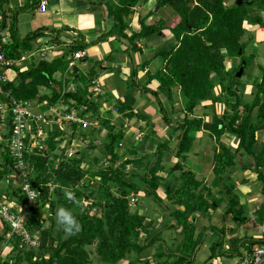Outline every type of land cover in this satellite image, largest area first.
<instances>
[{"label": "trees", "instance_id": "obj_1", "mask_svg": "<svg viewBox=\"0 0 264 264\" xmlns=\"http://www.w3.org/2000/svg\"><path fill=\"white\" fill-rule=\"evenodd\" d=\"M150 1L153 0H119L117 5L108 3L107 8L114 21V26L107 34L100 36L96 42L89 45L103 42L110 36H118L129 40L135 48V41L161 31L162 22L150 26L146 24L147 17L153 15L151 10L146 19L140 21V28L137 31H131L132 34L126 33L128 30L126 18L131 15L132 9L140 3L147 4ZM9 2L10 0H0L1 53L8 59L20 61L23 56L33 57V52L38 50L34 42L44 37L45 33L43 29H39L21 39L15 28V22L9 19L12 17L8 14V11L12 10L8 8ZM237 2L238 0H235L228 5L225 0L155 1V6L172 8L180 18V24L169 29L176 44L170 50L159 53L163 59V65L158 72L148 75V83L150 85L151 81H158L160 92L169 99L173 98L174 90L180 91L185 117L182 125L180 124L183 131L178 136L179 145L176 157L186 159L193 150L194 142L200 133L209 134L210 139L219 145L214 149L212 160L214 181L219 188V195L215 198L211 195L210 189L208 190L205 186L204 181L198 180L195 173L185 171L181 162H177L172 167H167L162 163L160 153L164 149H169L166 144H158V157L156 156L155 163L147 161L145 157L132 160L126 158L124 154L118 153L125 137L124 125L113 123L110 111H107L102 117L103 102H109L104 99L110 97L105 95L96 100L93 99L89 89L95 79L94 75L88 80L79 72L72 71L69 78L65 77L64 80L55 78L57 72L68 73L69 65L74 61V55L78 50L84 51L87 45L84 46L82 42L77 43L65 50L60 57L51 61L44 59L39 63H32L28 69L14 67L16 76L5 89L10 91L15 99L25 103L38 100L41 104L47 103L52 107L64 102L67 105V110L71 108L73 111H81V113L84 110L88 112L92 120L99 123V132H107L106 153L110 155L113 164L117 162L119 164L115 170L100 173L103 183L108 184L114 181L122 186L128 195L132 192H144L145 196L152 198L158 207H163L166 211L165 220L167 221L159 222L160 231L151 235L152 237L141 245L135 237L139 236L140 229H144V222L153 220H149V217L140 213L129 215L130 213H127L126 210L123 208L120 210L114 205L116 216L113 220H108L107 229H104V225L100 222L96 231H92L89 229L92 228V222L81 219L78 214H75L74 217L78 223L82 224V230L75 231L74 235H69L63 229L53 238L51 236L52 228L55 229V227L45 229L39 210L43 206L42 199L44 200L51 191L49 159L45 153L34 149L26 157L27 168L31 183L41 195L37 200V205L27 209L26 228L31 234L39 236L40 245L38 248L27 250L24 247L20 248L18 240L14 243L13 264H21L24 260H27L29 264H90V254L86 247L93 245L95 240L98 241L97 253L108 264H118L125 259H128L131 264L137 262L150 264L153 260H157L158 264H192V257L198 252L196 249L201 244L195 223L197 217L216 211L219 202L222 201L227 202L225 215H232L239 224H244L253 217L258 226L264 227V143L260 151L255 150L258 133L264 131V66L259 67L260 75L251 84L250 95L246 94V88L250 83L244 82L249 67L245 53L255 41L252 33H249L245 28V23L248 22L252 27L264 28V0H246L240 6ZM39 3L40 0H32L31 5L35 6ZM20 8V10H28L29 5ZM248 34V39L244 41L243 39ZM255 57L256 52H251L249 56L251 63ZM237 58H241L239 68H229L227 62ZM243 64H245L244 74L237 77ZM137 73L138 69L134 67L131 77L134 83ZM69 80L77 85L73 92L67 91L65 88ZM133 86L136 85L133 84L131 87ZM42 88L46 92L40 94ZM147 88L157 99L163 120L170 124L158 91H154L150 87ZM251 96L252 101H249ZM207 102H210L211 105L204 106L203 103ZM116 108L124 119L135 117L133 103L130 98L128 99V96L123 103H118ZM198 110L202 111L201 114L197 113ZM207 117L209 121L205 120ZM69 125L74 130L78 124L70 123ZM92 127L87 129L81 127L80 130L83 134L80 137L84 140L90 138L94 131ZM7 130L0 141V149H2L0 155L1 182L8 181L11 175L18 176L19 174L10 153L8 144L10 130ZM224 136L233 139L237 146L221 143ZM55 142V139L50 140V148L53 150L56 149L57 143ZM134 150L133 155L138 154V149L134 147ZM240 155L247 159L250 157L254 159V167H247L245 171L248 170L256 175L261 197L257 208L251 212L248 211L250 214H245L247 208L245 210L246 204L239 189L246 181H241V183L233 176L237 174L239 168L241 169ZM82 164V159L62 161L54 169L55 175L68 186H76L85 176L86 171L82 169ZM128 165L135 166L134 170L126 172L125 168ZM178 171H181L180 177L173 178L171 183L166 185L167 178ZM161 186H166L165 195L160 194ZM19 191H22L21 185L13 195H19ZM67 193L72 194L73 191L60 184L56 185L53 194H57L59 198L57 202L54 200L51 203L52 215L59 207L70 211L77 207V200H73L69 204ZM75 195L78 199L82 198L81 193H75ZM164 198L170 204L167 205ZM23 199L27 204L26 198L23 197ZM139 210L141 208H138ZM168 221L172 223L169 224ZM3 223L5 233L2 240L9 230L8 225L4 221ZM166 228H173L182 234L183 241L177 246L178 248L176 247L177 254H167L166 246L161 251L157 249V244L164 245L163 239L159 236ZM145 230L148 231L146 227ZM66 235H69V239H64ZM223 237L224 234L221 238ZM248 242L247 251L250 254L256 247L264 246V237L260 240L250 238ZM238 245V241L234 242V250L228 256L241 255V260L243 254L237 252ZM214 246L211 247L212 257L216 254ZM151 247H155L156 250L152 257L147 256L145 259L140 257L146 249ZM37 258L40 260L34 261ZM205 264L210 263L206 262Z\"/></svg>", "mask_w": 264, "mask_h": 264}, {"label": "crops", "instance_id": "obj_2", "mask_svg": "<svg viewBox=\"0 0 264 264\" xmlns=\"http://www.w3.org/2000/svg\"><path fill=\"white\" fill-rule=\"evenodd\" d=\"M108 1L109 0H48V10L44 15L40 14L37 11L38 4L35 6L31 5L32 0H11L8 4V8L13 9L15 8L16 4L19 7L29 5V9H31L33 12V20L29 19L31 13L26 16V23L28 28L22 30V34L24 37H26L28 34L37 31L38 29H43L45 33L44 36L47 35V37H50L45 42L49 43L50 41V45L48 44V46H44L45 48L43 47L44 49L41 50H48L53 59L55 56L60 57L61 55H63L65 50L70 49L77 43L80 44L82 42L84 46L87 45L84 49L86 56L84 58L74 60V64L72 66L69 65L68 73L57 72L55 74V78L57 80H64L65 77L69 78V75L72 71L79 72L80 75H84L88 80H90V77L94 75L95 79L92 82V87H90L89 90L91 93L96 92L95 88L97 85H99L101 87V91L97 92L93 99L96 100L98 97H101L100 95L107 96L108 92H106L105 89L111 92V97L109 99L103 98L105 101L109 100V102H103L101 115L102 117H104L105 113L107 111H110L111 115H113V123L121 120V124L126 127V130L128 132L127 135L131 136L130 139H128L129 137H127L128 140L132 141L134 140L136 135L138 136L137 138L139 139L135 140V148L138 149V154L135 155V159L145 157L147 161L155 163L158 157V144H166L169 149H164L160 153L162 163L167 167H172L177 162H181L185 171H191L195 173L197 179L204 181L205 186H207L208 190L210 189L211 195H213L214 198L218 197L219 188L214 181L215 179L213 175L212 160L214 149L219 145H216V142L210 139L209 134L200 133L197 135V138L194 142L193 150L188 154L186 159L176 157V152L179 145L178 136L183 131L181 125L185 117L180 91L178 89L174 90L173 98L169 99L166 95L160 92V84L158 81L153 80L151 81L150 85L148 83V75L154 74L161 69L163 65V59L159 56L158 51L152 52L154 51V49H152V47H149L150 45H147L150 42V38H152L153 36H161L163 26L161 27V31H159L158 33L152 34L151 36H148L142 40L135 41V48L131 45L129 40L120 38L118 36H110L103 42H98L95 45H89L93 42H96L100 36L107 34L112 29L113 21L111 20L110 13L107 8V4L109 3ZM229 2H231V0H229ZM117 4L118 3H114V5ZM229 4L231 3H228V5ZM142 9L146 10L147 12L144 15H141V13L139 15L138 13L140 20L146 19V17L149 15V12L151 11L149 10L150 8L148 9L146 7H142ZM147 18V20H152L155 17L152 15L148 16ZM160 22H162L161 19ZM160 22L153 23L151 25L159 24ZM139 28L140 24L136 27L130 26V29L132 31H137ZM251 29V33L255 32L254 45H257L258 47L264 45V28L251 26ZM128 32L131 33L130 30L126 31V33ZM42 39L43 37L34 42V44L38 46V49L40 48L38 44L40 42H43ZM156 44L160 43L157 42ZM261 50L262 51H260V53L258 54L256 52V60L259 59L261 55L264 57V49L262 48ZM79 51L83 50H78L77 52ZM256 60L254 59L253 61L256 62ZM260 66H264V63L260 64L257 68L259 75ZM134 67L138 69V73L134 83L136 86L131 87L132 85H129L128 81H131L130 78L132 77ZM251 68H254V64H252ZM259 75L253 77V79L250 80L251 82L253 81L251 84L255 82L256 78ZM15 76L16 75H14V77H10L14 79ZM100 79L104 81V83H106L104 87L100 85ZM147 87H150L154 91H158L170 124H167L163 120V114L160 111L157 99L150 93ZM65 88L67 91L73 92L77 88V85L72 80H69L66 83ZM102 88H104L106 93L103 92ZM127 96L128 99L130 98L133 103V113L135 117H133L132 119L125 118L124 120L123 116L119 112H116V105L120 102L123 103ZM64 105L65 103L63 102L51 107L47 103H43L39 107L33 108L32 110L35 109L36 111H41L42 109H44L43 112L47 114H55L56 112L58 113L59 110H62L61 108L64 107ZM205 120L209 121V118L207 117L205 118ZM0 141H2V135H0ZM221 143L228 146L232 145L233 147L237 146V144L233 142V139H230L228 136H224L221 139ZM263 143L264 131H260L258 133V143L255 146V150L260 151ZM240 157L241 169L239 168L237 174L233 176L240 182L246 181V183H243V185H241L240 192L242 193L243 200H246V206L248 205V209L251 211V206L253 203L250 205L249 200L251 198L252 200H255L253 198L259 197L260 193L256 175L248 170L245 171V169L247 167H254V159L252 157L247 159L243 155H240ZM180 175L181 171L176 172L172 176L170 175V177L167 178L168 182L166 183V185L169 184V182L171 183L173 178L178 179ZM9 181L10 180H8L7 182ZM0 183L6 182L3 181ZM165 187L166 186H161L160 194L165 193ZM143 193L144 192H139L138 194L141 195ZM144 195L146 194L144 193ZM146 199L147 201L145 202H147V204H149L150 207H152L156 212L161 214V220H163V218L166 216V211L163 209V207H158L156 206L157 204L153 205L154 200L152 198L146 197ZM164 202L167 205L170 204V202L167 199L165 200V198ZM4 203H8V201H4ZM12 204L14 205V203ZM16 205L14 207V210L17 211V209H19V206ZM226 206V201L219 202L218 209L214 212H222L223 210H225ZM20 209L22 210L23 207L20 206ZM141 210L143 209L141 208ZM223 216L224 222L226 223H230V220H232V222H237V220L232 215ZM154 218L156 219V214ZM250 219L251 218H249L247 222H249ZM168 223L171 224L172 222L168 221ZM4 233L5 225L3 223V220L0 218V249H3L5 251V254H7L10 259H12L14 254V252L12 251V247H8L6 249L4 247V239L2 240V236L4 235ZM236 241L238 240L232 238L230 243H234ZM230 243L225 246L226 253L233 252L234 250L233 245H231ZM247 248V243L240 242L236 250L240 253V249H242L245 253L247 251ZM149 249L150 248L146 249L143 254H145V252H147ZM200 249L201 248L199 247L198 251ZM218 250L217 255H220V251ZM217 255L215 254L214 257H212V254L210 255V258L212 257V260H215L214 262H211V264H223V259L221 258V256ZM205 263L206 262L202 264ZM238 263L239 262L236 261L234 264Z\"/></svg>", "mask_w": 264, "mask_h": 264}, {"label": "rangeland", "instance_id": "obj_3", "mask_svg": "<svg viewBox=\"0 0 264 264\" xmlns=\"http://www.w3.org/2000/svg\"><path fill=\"white\" fill-rule=\"evenodd\" d=\"M11 1V0H10ZM155 1H150L147 4L146 3H140L136 5L132 9L131 15H129L126 18V22L128 24V30L132 31L130 29V26L136 27L139 26L140 24V17L138 16V13L140 15H144L147 11L143 10L142 7L150 8L149 10H154L155 6ZM226 3H233L235 0H225ZM109 3H119V0H109ZM158 6V5H157ZM21 8L16 4L15 8L12 10L8 11V14L12 17H9V19L12 22H15V28L18 31V34L21 39H24L25 37L22 34V30H25L28 28L27 23H26V16L31 13L29 16L30 20H33V12L31 9H23L20 10ZM137 16H138V22H137ZM153 18L152 20H147L146 23L148 25H151L153 23H158L161 21L163 22V28L161 31V36L158 37V35L153 36L150 38V42L147 46L152 47L154 51L152 52H159L160 51H165V50H170L175 44L176 41L173 38V34L170 33L171 31L169 29L175 28L180 24V18L176 15V12L170 8V7H164V8H159L156 12H153ZM165 16V18H164ZM112 20V19H111ZM113 21V20H112ZM111 21V23H112ZM26 25V26H25ZM113 26H114V21H113ZM112 26V27H113ZM245 28L251 33L250 30L251 26L248 24V22L245 23ZM39 30V29H38ZM169 30V31H168ZM127 31V30H126ZM29 33V32H28ZM128 34H132V32H128ZM252 35L255 37V32H252ZM249 34L243 39L244 41L248 39ZM116 37V36H115ZM50 37L44 36L42 41L40 42L39 49L33 52V57L28 55L27 57H24V59L21 58L19 62V67L21 69H28L31 67L32 63H39L41 60H51L53 59L52 55L49 54V51H43L41 49H44L49 43L45 42L49 39ZM160 44H156V43ZM45 46V47H44ZM36 48L38 46H35ZM44 47V48H43ZM264 49V45H261L258 47L257 45L252 44L248 47V50L245 53V57L248 60L249 67L247 70V75L244 77V82L250 83V85L247 86L246 88V94L250 95L252 92V86L250 80L253 79V77L259 75V72L257 70L258 66L262 63H264V57L261 55L259 59L255 60L256 62H250V53L251 52H257L260 53L262 51L261 49ZM32 55V54H31ZM86 56V54H85ZM58 57V56H55ZM54 57V58H55ZM241 58H237L236 60L233 61H228V67H235L239 68ZM254 64V68H251L252 65ZM251 65V66H250ZM245 64H243V73L245 71L244 68ZM251 68V69H250ZM8 74L11 77H14L15 73L14 72H8ZM116 76V75H115ZM249 78V79H248ZM131 79V78H130ZM133 81H128L129 85H133ZM100 85L104 87L106 83L100 79ZM106 87V86H105ZM220 88V87H219ZM103 89V92L106 93L108 92V96L111 97V92L107 89L106 92ZM46 90L43 88L40 90V94L45 93ZM93 97H95L96 92H92ZM102 97V95H100ZM249 101H252V96L249 97ZM25 103V102H23ZM32 104L33 108H37L41 105V103L38 100H32L26 103V105L30 106ZM204 106L206 105H211L210 102L203 103ZM74 106V104H73ZM62 110H59L58 113H50L47 114L42 109L41 111H36L35 109L33 112L35 114H41L42 118L37 119L34 122V125L30 127V134L34 137V140L38 142V149L45 153L48 156L49 159V165H50V194L48 196H45V199H42L43 206L39 208L40 214H41V220L44 223V227L52 228L53 233L51 236L54 238V236L57 235V233L61 230H63L62 226H59L56 223V216L55 214H51L52 206L51 203L52 201H58L59 196L57 194H53L54 189L57 184H60L63 187L70 188V190L73 191L71 194V199L68 198L69 204L72 203L73 200H77V207L71 210L73 216L75 214H78L79 218L84 219L86 221L92 222V231H96L98 224L101 222L104 225V229H107V222L109 219H114L116 216L115 212V207L118 209H124L126 210L127 213H130L129 215H133L136 213L144 214L147 217H149V220H153L152 222H144V229H140L139 231V236L136 235L135 239L139 241V243L142 245L145 241L150 239L152 236L155 235L158 231H160L161 227L159 222L165 221V217L163 218L164 220H161L162 215L156 212L152 207H150L149 204H147V199L146 196L143 194L139 195L138 193H130L129 195L125 193L123 190L122 186H120L118 183L111 181L108 184H104L102 181V176L100 173L102 171H108V170H115L118 168V162L116 164H113L110 155H107L106 149H105V143L108 142L107 139V132H99L100 126H94L93 124L95 123L92 120L91 115L86 112L85 110L80 114V117L83 118L85 121L90 122L93 125V133L90 138L87 139H82L80 135L83 133L81 132L82 126H78L80 124H76L77 127L73 130L71 127H69L70 122L66 120V116L69 113H72L73 110L69 108L67 110V105L65 104L64 107L61 108ZM68 111V112H66ZM117 112V111H116ZM115 112V113H116ZM201 110H198L197 113H201ZM221 112V111H220ZM115 115V114H114ZM113 116V115H112ZM121 119V118H119ZM125 120V119H124ZM121 120L117 121V123H120ZM113 122V118H112ZM62 124V125H61ZM75 124V123H74ZM68 125V127H67ZM119 125V124H118ZM56 128V129H55ZM58 129V130H57ZM7 127L0 126V135H3L4 133H7ZM76 131L74 134L73 132ZM63 133V135H62ZM127 130L126 127L124 126V134L125 137L121 142L119 154H124L126 158L129 159H135L134 153V147L136 146L135 140L139 139L137 138L138 136L134 138V140H128L131 138V136L127 135ZM127 137H129L127 139ZM55 139L56 144V149L50 148V140ZM2 151V149H0ZM73 159H82L83 164H82V169L85 172V176L83 180L78 183L76 186H68L64 182L60 181L59 178L55 175L54 169L57 167V165L62 162V161H72ZM54 161L56 162L54 164ZM1 162V160H0ZM121 168V166H120ZM135 166L133 165H128L125 168L126 172L133 171ZM10 178V179H9ZM8 179L10 180L9 182L5 181L6 183H0V207L2 205V202L8 201L6 204H17L19 206V209H17V212L26 211L27 204H25L24 199H23V194L22 191H19V195H13L14 191H16L18 188H20L21 181L18 178V176H13L11 175ZM1 182V180H0ZM241 189V186L240 188ZM79 191V192H78ZM241 191V190H240ZM75 193H81L82 198L78 199L77 195ZM41 195V194H40ZM134 198V199H133ZM108 199V200H107ZM249 200L251 206V211H253L256 206L258 205L261 197H254ZM134 200V201H133ZM166 200V199H165ZM246 200H244L245 203ZM257 201V202H255ZM11 202V203H9ZM255 202V204H254ZM50 203V204H49ZM157 203L154 202L153 205H156ZM50 205V206H49ZM20 206L23 207V209H20ZM157 206V205H156ZM155 206V207H156ZM39 207V206H38ZM138 208H142L143 210H139ZM247 208V211H245V214L248 213L249 207L248 205L245 207V210ZM15 209V208H14ZM21 210V211H20ZM16 211V210H14ZM225 210L218 211V212H212L208 214H201L199 217H197L196 224H197V232L199 235V239L201 240V244L198 246L201 249L196 252V254L192 257V264H202L204 262H214L215 260H211L210 255L212 254L211 247L215 245L216 249V255L217 250L220 251L221 258L223 259V264H234L236 261H240V257L234 255V256H228L229 253H226V245L231 242L232 238H235L238 240V244L241 243H249L248 241L250 238H253L255 240H260L263 239L264 237V227L258 226L253 217L250 219L249 222H245L244 224H239L238 222H232L230 220V223L224 222V216L225 215ZM250 211V212H251ZM156 212V213H155ZM156 214V219L154 218ZM250 214V213H248ZM154 218V219H153ZM229 222V221H228ZM202 223V224H201ZM201 224V225H200ZM231 224V225H229ZM145 227L148 229V231L145 230ZM82 224L79 223V231L82 230ZM91 231V233H92ZM224 234V240L221 238V236ZM74 235V233H73ZM161 239H163V246L161 244H157V249L163 250L164 246H166L167 254L168 253H178V245L181 244L183 241L182 234L180 231H175L173 228H166L164 229L160 236ZM64 239H69V235L64 236ZM175 239V240H174ZM174 241V243H173ZM97 240L94 241L93 245L87 246L86 249L88 250L90 254V259L91 262L90 264H108L104 262V259L100 257V255L97 253ZM223 242V245H222ZM173 243V244H172ZM220 243V244H218ZM231 245H234V243H230ZM177 247V248H176ZM21 248V247H20ZM27 250H30L28 247H24ZM18 251V250H17ZM241 254H244V251L240 249ZM14 252V250H13ZM16 253V251H15ZM25 253V252H24ZM156 253L155 247H151L145 254H141L140 257L145 259V257L149 256L152 257V255ZM18 254V253H17ZM16 254V255H17ZM15 255V256H16ZM19 255V254H18ZM216 256V258H217ZM25 257V256H24ZM134 257V255H133ZM168 257V256H167ZM26 258V257H25ZM47 260L49 259L48 256L46 258ZM40 259H34V261H39ZM21 264H29L27 260H24L23 263ZM118 264H131L128 259H125L121 261ZM134 264H143V263H134ZM150 264H158L157 260L151 261Z\"/></svg>", "mask_w": 264, "mask_h": 264}, {"label": "built area", "instance_id": "obj_4", "mask_svg": "<svg viewBox=\"0 0 264 264\" xmlns=\"http://www.w3.org/2000/svg\"><path fill=\"white\" fill-rule=\"evenodd\" d=\"M48 10V0H40L37 11L44 15ZM0 41V126H5L10 130L8 144L11 156L14 160L16 170H18V178L21 181L22 194L26 198L27 207L33 208L37 205L40 193L35 190L34 185L28 174V166L26 157L34 149H38V142L30 134V127L34 125L37 119L42 118L41 114L33 112L32 104L26 105L22 101L15 99L10 91L5 87L13 80L8 72H14V67H19V62L13 59H8L1 53ZM85 51H79L74 55V60L85 57ZM23 56L22 59H24ZM72 61L70 66L74 63ZM96 93L101 91L99 85L95 88ZM81 111H73L67 114L66 120L70 123L80 124L83 129L90 126H98V123L93 125L80 117ZM134 201V200H133ZM16 204L2 203L0 207V218L8 225L9 230L4 237V247H12L19 240L20 247H28L30 249L38 248L40 239L38 235L31 234L26 228L27 209L26 211H14ZM17 206V205H16ZM13 264L3 249H0V264ZM238 264H264V246L256 247L252 253L246 251L243 258Z\"/></svg>", "mask_w": 264, "mask_h": 264}, {"label": "clouds", "instance_id": "obj_5", "mask_svg": "<svg viewBox=\"0 0 264 264\" xmlns=\"http://www.w3.org/2000/svg\"><path fill=\"white\" fill-rule=\"evenodd\" d=\"M66 195L71 199V193H67ZM55 216L57 223L63 227L67 234L71 235L79 230V223L70 210L59 207L56 210Z\"/></svg>", "mask_w": 264, "mask_h": 264}, {"label": "water", "instance_id": "obj_6", "mask_svg": "<svg viewBox=\"0 0 264 264\" xmlns=\"http://www.w3.org/2000/svg\"><path fill=\"white\" fill-rule=\"evenodd\" d=\"M244 1H246V0H238V2H237L238 6H240ZM159 8H160L159 5L156 6V7L154 8L153 12H156ZM243 70H244L243 68H241V69L239 70V72H238V74H237V77H241V76H242ZM198 249H199V247H197L196 250H198Z\"/></svg>", "mask_w": 264, "mask_h": 264}]
</instances>
